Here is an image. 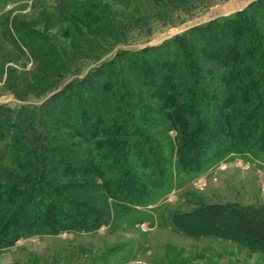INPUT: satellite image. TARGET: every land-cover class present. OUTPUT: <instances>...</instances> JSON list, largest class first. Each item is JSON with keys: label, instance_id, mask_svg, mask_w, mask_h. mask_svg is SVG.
Wrapping results in <instances>:
<instances>
[{"label": "trees", "instance_id": "16d2710c", "mask_svg": "<svg viewBox=\"0 0 264 264\" xmlns=\"http://www.w3.org/2000/svg\"><path fill=\"white\" fill-rule=\"evenodd\" d=\"M109 5L60 0L59 11L117 39ZM13 26L45 69L68 65L55 42ZM230 152L264 155V0L121 48L39 102H0V247L94 229L117 209L156 200L174 174H196ZM201 209L226 212L244 237L264 242V210Z\"/></svg>", "mask_w": 264, "mask_h": 264}, {"label": "rangeland", "instance_id": "374dc122", "mask_svg": "<svg viewBox=\"0 0 264 264\" xmlns=\"http://www.w3.org/2000/svg\"><path fill=\"white\" fill-rule=\"evenodd\" d=\"M99 1L110 4L117 39L90 34L60 13V0H0V102H39L121 48L158 43L251 0ZM14 23L55 42L68 65L53 72L41 66ZM206 204L237 205L257 216L264 210V155L230 152L196 174H174L156 200L117 209L94 229L20 236L0 247V264H264V242L244 237L226 212L201 209Z\"/></svg>", "mask_w": 264, "mask_h": 264}, {"label": "crops", "instance_id": "0c3cea01", "mask_svg": "<svg viewBox=\"0 0 264 264\" xmlns=\"http://www.w3.org/2000/svg\"><path fill=\"white\" fill-rule=\"evenodd\" d=\"M244 5H245V4H244ZM244 5H243V6H244Z\"/></svg>", "mask_w": 264, "mask_h": 264}]
</instances>
